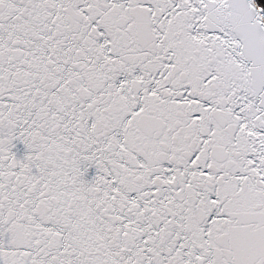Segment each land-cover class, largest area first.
I'll return each instance as SVG.
<instances>
[{"label": "water", "instance_id": "obj_1", "mask_svg": "<svg viewBox=\"0 0 264 264\" xmlns=\"http://www.w3.org/2000/svg\"><path fill=\"white\" fill-rule=\"evenodd\" d=\"M0 264H264L255 0H0Z\"/></svg>", "mask_w": 264, "mask_h": 264}, {"label": "trees", "instance_id": "obj_2", "mask_svg": "<svg viewBox=\"0 0 264 264\" xmlns=\"http://www.w3.org/2000/svg\"><path fill=\"white\" fill-rule=\"evenodd\" d=\"M257 5L262 9L264 14V0H255Z\"/></svg>", "mask_w": 264, "mask_h": 264}]
</instances>
